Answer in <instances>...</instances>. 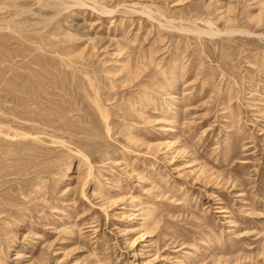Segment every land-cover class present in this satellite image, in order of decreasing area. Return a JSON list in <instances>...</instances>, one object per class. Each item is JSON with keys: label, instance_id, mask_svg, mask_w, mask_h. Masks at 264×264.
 Here are the masks:
<instances>
[{"label": "rangeland", "instance_id": "obj_1", "mask_svg": "<svg viewBox=\"0 0 264 264\" xmlns=\"http://www.w3.org/2000/svg\"><path fill=\"white\" fill-rule=\"evenodd\" d=\"M0 264H264V0H0Z\"/></svg>", "mask_w": 264, "mask_h": 264}]
</instances>
